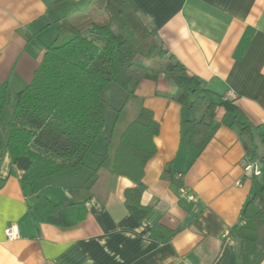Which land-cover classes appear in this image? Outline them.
Listing matches in <instances>:
<instances>
[{"label":"crops","instance_id":"0c3cea01","mask_svg":"<svg viewBox=\"0 0 264 264\" xmlns=\"http://www.w3.org/2000/svg\"><path fill=\"white\" fill-rule=\"evenodd\" d=\"M132 2L137 27L153 31L215 100L236 96L245 129L234 114L217 108V127L199 150L183 134L190 112L170 99L174 84L146 73L130 98L116 86L106 88L115 120L104 123L82 166L38 181L24 195L20 180L29 160L13 163L4 146L14 97L30 84L47 48L99 19L89 14L93 0H0V84L8 86L9 110L0 118V264H242L246 242L264 250L255 198L264 171L244 172L246 160L264 157V0ZM141 108L152 112L159 133L142 175L140 202L149 210L138 222L123 203L134 184L114 176L111 166L120 136ZM101 155L106 159L100 165ZM180 184L195 202L179 197ZM11 226L18 233L14 240L4 234ZM155 226L161 238L152 237Z\"/></svg>","mask_w":264,"mask_h":264},{"label":"trees","instance_id":"16d2710c","mask_svg":"<svg viewBox=\"0 0 264 264\" xmlns=\"http://www.w3.org/2000/svg\"><path fill=\"white\" fill-rule=\"evenodd\" d=\"M125 6L134 8L132 0H107L104 10L109 23L75 31L64 44L47 48L30 84L15 95L5 125L4 146L13 163L20 158L29 160L20 180L24 195L32 192L36 182L82 166L84 157L104 131L106 88L116 86L130 98L146 73L163 74L174 84L176 90L170 99L190 112V118L182 122L183 134L199 150L217 127L213 123L217 108L234 114V123L245 129L246 123L237 119L240 110L233 100H215L203 81L188 75L184 65L158 43L153 31L137 35L136 30L143 31L137 23H125L113 31L111 17L117 13L124 18ZM135 10L130 9V13ZM143 45L146 47L141 50ZM154 59L160 61L155 67L150 65ZM7 87L6 83L0 84V118L8 105ZM158 133L159 125L152 112L141 108L120 136L111 166L114 176L134 184L124 191L123 203L138 222L149 210L140 202L145 190L142 175L147 161L156 153L154 138ZM97 158L101 165L106 155ZM260 161L263 172L264 159ZM255 198L260 209L259 222L264 223V183ZM159 227L151 229L152 237L161 238ZM242 251V264H258L264 257V250L252 241L246 242Z\"/></svg>","mask_w":264,"mask_h":264},{"label":"rangeland","instance_id":"374dc122","mask_svg":"<svg viewBox=\"0 0 264 264\" xmlns=\"http://www.w3.org/2000/svg\"><path fill=\"white\" fill-rule=\"evenodd\" d=\"M106 3H107V0H93V5H91L92 9H89V14H91L93 16V18L99 19L98 20L99 23L97 25H105V24L109 23V21H110L108 16L103 11V6H105ZM123 9L126 13L125 14L126 16L124 18H121L120 15L117 13H115L111 17V21H112L113 28H114L113 31H117L118 30L117 26L121 27L125 23H128L129 25H131L132 23H134V24L136 23V22H133L135 20H134L133 14L130 13V8L128 6H125V7H123ZM87 15L88 14H86V16L83 18L84 22H86ZM143 32L144 31L136 30L137 35L143 34ZM145 47L146 46L143 45V47H141V50H144ZM159 62L160 61L158 59H154L152 62H150V65L155 67V65ZM105 101L107 103L104 105V109L102 110V111H104V116H105V121H106L105 124L112 126V122H114L115 116L113 115L112 110L109 107V103L106 100V97H105ZM8 112H9L8 107H6L5 113L2 114L3 118L7 117ZM125 117H126V114H123V116L120 118V121L117 123L118 124L117 129L122 127V124L125 122ZM118 130H120V129H118Z\"/></svg>","mask_w":264,"mask_h":264},{"label":"built area","instance_id":"2783aa9c","mask_svg":"<svg viewBox=\"0 0 264 264\" xmlns=\"http://www.w3.org/2000/svg\"><path fill=\"white\" fill-rule=\"evenodd\" d=\"M224 99H226V100H235L236 96L231 93V94L225 96ZM262 144H263V147H264V127H263V130H262ZM263 159H264V157H263ZM261 165H262L261 161H258V160H246V162L244 164V172H245L246 176H256V175L260 174ZM174 179H175V181H180L181 175L180 174L175 175ZM178 191H179V197L182 200H185L186 202H189V203H193V201L194 202L196 201L195 200L196 197L194 196V194L190 193L181 184L178 187ZM4 232H5L4 234L6 235L8 240H14V239H16L18 237L17 230H16V228L14 226H11V227L7 228Z\"/></svg>","mask_w":264,"mask_h":264},{"label":"water","instance_id":"95a60500","mask_svg":"<svg viewBox=\"0 0 264 264\" xmlns=\"http://www.w3.org/2000/svg\"><path fill=\"white\" fill-rule=\"evenodd\" d=\"M262 166V165H261Z\"/></svg>","mask_w":264,"mask_h":264}]
</instances>
